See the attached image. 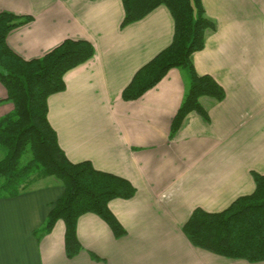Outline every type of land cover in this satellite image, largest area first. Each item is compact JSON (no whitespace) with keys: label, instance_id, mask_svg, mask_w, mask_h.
Wrapping results in <instances>:
<instances>
[{"label":"crops","instance_id":"crops-1","mask_svg":"<svg viewBox=\"0 0 264 264\" xmlns=\"http://www.w3.org/2000/svg\"><path fill=\"white\" fill-rule=\"evenodd\" d=\"M202 1L216 29L193 62L226 96L201 97L210 119L191 112L171 138L188 70L171 69L137 100L122 97L137 70L173 41L167 6L123 27V0H0V11L34 17L7 37L26 59L68 37L94 44L95 56L49 96V120L70 160H91L137 189L110 202L127 234L117 238L101 217L83 214L77 225L83 249L73 257L63 220L47 234L36 232L64 193L61 180L43 178L0 197V264H264L197 248L183 231L195 208L222 211L255 190L253 172L264 174V0ZM13 108L0 81V118Z\"/></svg>","mask_w":264,"mask_h":264},{"label":"trees","instance_id":"trees-1","mask_svg":"<svg viewBox=\"0 0 264 264\" xmlns=\"http://www.w3.org/2000/svg\"><path fill=\"white\" fill-rule=\"evenodd\" d=\"M123 4V27L160 5L168 7L175 22L172 43L137 70L123 89V99L137 100L171 69H186L189 83L173 117L170 136L179 132L191 112L209 120L201 97L221 101L226 91L212 75L199 74L193 62V54L205 47L207 32L216 29L215 21L206 15L203 1L123 0ZM33 20L31 14L0 11V81L14 104V109L0 118V147L5 150L0 160V197L19 195L43 178L61 180L64 193L36 232L47 234L58 220H63L66 253L73 257L83 249L77 235L78 220L83 214L101 217L117 238L127 234L110 202L130 199L137 189L129 179L98 169L91 160L73 162L61 147L49 120L48 98L66 89L65 75L91 60L96 48L88 39L68 37L43 55L26 59L9 45L7 37ZM28 151L31 157L24 163L22 159ZM253 176L255 190L239 196L224 210H193L183 231L195 247L232 259L264 261V174L253 172Z\"/></svg>","mask_w":264,"mask_h":264},{"label":"rangeland","instance_id":"rangeland-1","mask_svg":"<svg viewBox=\"0 0 264 264\" xmlns=\"http://www.w3.org/2000/svg\"><path fill=\"white\" fill-rule=\"evenodd\" d=\"M13 109H14V108H13ZM4 156H5V150H4L2 147H0V160L3 159ZM30 157H31V153L28 151V152H26L25 155L23 156L22 161L25 163L28 159H30ZM122 199H123V198H122Z\"/></svg>","mask_w":264,"mask_h":264}]
</instances>
